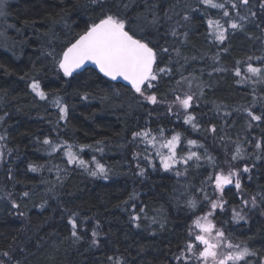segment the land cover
<instances>
[{
	"label": "trees",
	"instance_id": "16d2710c",
	"mask_svg": "<svg viewBox=\"0 0 264 264\" xmlns=\"http://www.w3.org/2000/svg\"><path fill=\"white\" fill-rule=\"evenodd\" d=\"M217 2L226 3L243 27L231 29L221 10L200 0H5L0 21V144L5 151L0 264H176L191 223L217 197L208 177L225 164L239 170L241 189L225 186L219 195L223 208L214 211L212 221L233 244L255 253L246 258L249 264H264V120L248 115L264 116V74L245 79L249 63L264 68V0L239 6L247 20H239L231 9V2L239 0ZM102 12H119L141 25L146 22L138 19L140 14L148 20L153 13L158 16V24L145 27L144 34L168 48L157 63L171 72L160 74L147 90L156 95V104L92 70L70 79L60 72L58 57H53ZM209 18L227 28L223 42L208 29ZM34 80L46 99L32 91ZM177 95L193 96L187 113L173 104ZM57 100L67 106L65 119ZM186 114L195 117L196 128L184 122ZM140 131H150L149 139L154 136L156 142L178 133L177 159L196 152L200 160L168 171L158 158L147 163V141L133 139ZM46 138L51 144L43 143ZM257 142L261 147L256 149ZM69 146L78 161L88 162L91 154L93 171L96 162L103 164L107 179L69 164ZM238 148L240 157L233 161ZM243 199L249 200L247 207ZM190 200L196 201L195 210ZM233 209L245 219L234 220ZM133 216L140 219L133 221ZM72 218L80 239L71 235ZM93 230L98 232L96 245L91 243Z\"/></svg>",
	"mask_w": 264,
	"mask_h": 264
},
{
	"label": "snow or ice",
	"instance_id": "6c2138e0",
	"mask_svg": "<svg viewBox=\"0 0 264 264\" xmlns=\"http://www.w3.org/2000/svg\"><path fill=\"white\" fill-rule=\"evenodd\" d=\"M93 3H97L98 0H92ZM200 3L208 8L221 10L222 17L227 18L225 24L231 29H240L243 26L236 20L232 19L230 10L226 7V3H219L217 0H200ZM250 0H239V4L236 2H231V9L236 10V15L239 20H247V16H242L239 13V6H249ZM5 0H0V16L4 15ZM123 7L127 9L128 4H124ZM261 9H264V2L260 4ZM150 10V9H149ZM249 12L252 17L256 16L255 12L251 11L249 7ZM167 16V13H165ZM143 18L146 22L144 25L134 24L124 15L119 12H102L99 17L89 23L85 30L78 33L73 41H69L63 45L61 51L56 53L53 57L57 59L58 67L62 71L65 77H72L74 73L83 69L87 64H93L105 77L110 78L115 81L117 79H122L130 85L131 90L142 97L144 100L151 104H156L157 97L155 94H148L147 90L151 89L153 81H156L160 74L170 73L171 69L166 67L158 66V57L161 52L167 53L168 48L159 47L153 40L149 39L148 36L144 34L145 27L151 25L155 27L159 18L153 13L152 19L148 20L146 16L140 14L138 19ZM169 19L171 17H168ZM184 20H188L189 17L185 15ZM207 27L211 30V33L215 36V39L223 42L226 39L227 28L224 24L220 22L219 19H207ZM171 35L176 36L177 33L175 29L171 31ZM186 35V33H185ZM178 52V50H177ZM49 56L53 53L49 52ZM251 59V58H249ZM261 59V58H257ZM247 73L250 76H246L245 79L251 77L260 78L264 74V68L254 67L251 63L247 65ZM236 76H241V69L239 67L235 70ZM32 91L40 98L46 99V94L41 90L38 81H33L31 84ZM88 97L85 96L84 99ZM193 96L185 95L181 97L177 95L173 104L178 108L183 109L185 113L191 107V102ZM57 107L60 111V118L65 119L67 116V106H61L59 101H56ZM171 111V108L169 109ZM251 120L260 122L264 120V116L255 115L251 111L248 112ZM3 117H0L2 120ZM195 117L190 114H186L184 117V122L186 124H192L193 128L197 125L193 123ZM211 131L215 132L213 127ZM160 135L163 136V130H161ZM150 131H140L133 133V139L143 138L147 143L151 144L153 147L156 146V137L151 136ZM4 139V137H0ZM180 142V135L177 133L173 135L170 139L163 140L160 143L161 149H167V154L158 151L156 154L160 157V162L165 171L170 170L176 163L180 161L177 160L176 148ZM44 144L49 145L51 141L45 139ZM189 145H196L195 140H188ZM87 147V146H85ZM256 147L260 148L261 144L256 143ZM53 150H56V146L53 145ZM3 153H0L2 156ZM68 157V163H79L81 166L85 165V161H77L76 156L71 151V146L66 153ZM240 157V150L237 149V153L231 157V160H236ZM195 158L199 160L200 157L196 152H190L189 155L183 159V163L187 164L189 160ZM95 159V158H93ZM209 160L211 158L209 157ZM31 171H36V167L30 166ZM250 169L245 166L243 172L247 173ZM92 176L100 175L107 179V170L105 166L99 162H96V170L90 173ZM141 175H143V169H141ZM177 175H180L177 172ZM240 175L239 170L229 167L228 171L225 172L221 169L218 172H214L208 177L209 181H214V187L217 192L222 194L224 192L225 186L234 185L237 190L241 189V181L238 178ZM28 193L25 192L24 196ZM205 200L209 198L207 195L204 197ZM251 205L255 207L257 205V199L255 196L251 198ZM242 203L245 207L248 206L249 200L243 199ZM224 201L222 198L210 201V209L203 216H198L193 221L192 226L189 229V241L186 243L184 249L181 250V254L174 257L176 264H249L247 257L250 255H255V253L250 252L249 248L246 246H241L240 244H233L231 240L226 236L225 231L221 228H217L215 223H213L211 217L217 208H223ZM188 205L191 209L195 210L196 201H188ZM13 207H18V205H13ZM22 215V214H21ZM139 216H133L132 220H139ZM233 219L234 220H244L245 216L240 212L233 209ZM69 224L72 227L71 235L80 239L77 234V223L74 218L69 219ZM139 227V224L136 225ZM98 236V232L93 230L92 232V245H96L98 241L95 239ZM4 256H8L7 252L3 253ZM111 260L112 257H109ZM117 264H120L117 261Z\"/></svg>",
	"mask_w": 264,
	"mask_h": 264
},
{
	"label": "rangeland",
	"instance_id": "374dc122",
	"mask_svg": "<svg viewBox=\"0 0 264 264\" xmlns=\"http://www.w3.org/2000/svg\"><path fill=\"white\" fill-rule=\"evenodd\" d=\"M0 21H3V19L1 18V16H0ZM3 133H5L4 131H3ZM163 140H161V141H158L157 143H156V146L155 147H153L151 144H149V143H147V142H144L143 143V145L145 146V151L147 152V153H145V155H144V157H145V161L147 162V163H150L151 162V160L152 159H154V158H158L159 159V161H160V157L156 154L158 151H161V152H163L164 154H167V149H161L160 148V143L162 142ZM179 144V143H178ZM178 146V145H177ZM256 149H257V147H255ZM67 152V151H66ZM152 152H154V153H152ZM0 153H3V155L2 156H0V164H1V162H2V160H3V157L5 156V151H4V149H3V147H2V145L0 144ZM151 153V154H150ZM198 155V154H197ZM188 155H184L183 157H181L180 158V162H179V164L178 163H176L173 167L174 168H176V169H180V170H183V169H185L186 168V166H188V165H194L195 163H196V159L195 158H193L192 160H189L188 161V163L187 164H185V163H183V159L184 158H186ZM199 156V155H198ZM65 158H66V160L68 161V157H67V155L65 156ZM88 162H86L85 163V165H83V166H81L78 162L77 163H72L71 165H74V164H77V165H79L83 170H84V172L85 171H87V172H92L93 171V166H94V161L92 160V156H91V154H90V157H88ZM178 160V159H177ZM200 160V159H199ZM78 161V160H77ZM201 162H203V161H201ZM80 167H78V168H80ZM172 167V168H173ZM194 167V166H193ZM225 172H227L228 171V169H229V167H228V164H225V166L222 168ZM219 195H220V193L219 192H217V197L214 199V200H217L218 198H219ZM213 200V201H214ZM210 209V208H209ZM212 219V218H211ZM192 224H193V222L191 223V226H192ZM190 239V238H189Z\"/></svg>",
	"mask_w": 264,
	"mask_h": 264
},
{
	"label": "water",
	"instance_id": "95a60500",
	"mask_svg": "<svg viewBox=\"0 0 264 264\" xmlns=\"http://www.w3.org/2000/svg\"><path fill=\"white\" fill-rule=\"evenodd\" d=\"M86 70H92V71H94L98 76H100L103 80H105L106 82H108L110 84L118 85V86H120L122 88L130 89L131 90L130 85H128L126 81H123L122 79H117V80L113 81L110 78L105 77L102 73L99 72V70L93 64H87V65H85V67L83 69H80L78 72L74 73L73 76L74 75L81 74V73H83Z\"/></svg>",
	"mask_w": 264,
	"mask_h": 264
},
{
	"label": "bare ground",
	"instance_id": "6f19581e",
	"mask_svg": "<svg viewBox=\"0 0 264 264\" xmlns=\"http://www.w3.org/2000/svg\"><path fill=\"white\" fill-rule=\"evenodd\" d=\"M59 70H60V69H59ZM60 72L62 73L61 70H60ZM62 75H63V73H62ZM78 75H79V74H78ZM78 75H74L73 77L78 76ZM73 77H66V78L70 79V78H73Z\"/></svg>",
	"mask_w": 264,
	"mask_h": 264
}]
</instances>
